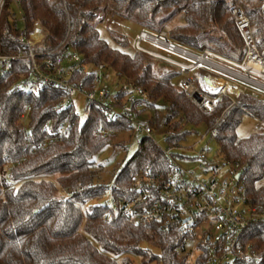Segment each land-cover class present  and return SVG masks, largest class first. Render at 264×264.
<instances>
[{
    "label": "trees",
    "instance_id": "obj_1",
    "mask_svg": "<svg viewBox=\"0 0 264 264\" xmlns=\"http://www.w3.org/2000/svg\"><path fill=\"white\" fill-rule=\"evenodd\" d=\"M234 2L15 0L25 29H13L16 14L6 3L0 27V53H20L21 49L8 40V34L28 37L35 25L41 24L48 36L36 52L74 51L82 56L86 66L104 65L117 70L118 78L123 80L117 91L119 101L125 100L129 85L141 87L149 102L142 108L134 105L133 113L139 119L146 110L152 111L149 123L155 129L165 130L166 147H182L189 128L205 125L223 161L244 168L241 179L246 187V202L264 209V132L245 139L237 137L246 115L264 120V101L251 94H243L235 103L229 96H217L215 108L207 113L178 86L185 76L182 69L136 48L131 49L133 53L127 52L128 36L114 27H102L108 11L114 19L155 35L164 31L168 22L181 17L182 24L165 30L170 41L194 53L211 50L241 61L244 42L229 11ZM241 3L264 57L263 3ZM183 10L187 14H182ZM102 31L109 40L103 38ZM45 36L40 27L33 34L36 41ZM31 71L30 60H15L12 73L0 76V264H119L114 257H122L123 264H131L129 255L141 257L144 264H186L180 253L185 235L116 217L99 203L110 183L99 182L103 167L97 164L96 157L118 134L130 130V123L124 119L108 120V111L96 106L85 108L88 117L81 124L75 107H58L66 97L64 91L53 87L39 91L37 87L19 85L31 77ZM201 72L199 69L198 76ZM216 80L223 85L222 92L240 95L233 94L230 81ZM71 81L92 91L96 73L78 70ZM65 123L68 136L43 147L42 143L55 138ZM101 124L114 133L98 135ZM176 157L179 161L184 159L177 152ZM166 166L160 146L144 137L135 156L112 182L129 190L132 180L148 167ZM245 243L252 247L259 261L237 264H264V225H252L246 232ZM154 248L159 255L152 254ZM198 264H206V257H201Z\"/></svg>",
    "mask_w": 264,
    "mask_h": 264
},
{
    "label": "built area",
    "instance_id": "obj_2",
    "mask_svg": "<svg viewBox=\"0 0 264 264\" xmlns=\"http://www.w3.org/2000/svg\"><path fill=\"white\" fill-rule=\"evenodd\" d=\"M7 1L0 0V27ZM261 1L264 20V0ZM229 11L244 42L241 61L232 60L211 50L194 53L170 41L165 30L157 35L140 31L135 42L137 50L182 69L185 76L178 86L207 113H211L215 108L217 96H229L235 103L241 95L251 94L264 101V57L259 52L251 21L244 11L241 0H235ZM182 13L187 14V11L183 10ZM13 19V29L17 30L19 23L16 15ZM21 20L24 21V18L22 17ZM114 24L115 19L112 16L103 18L104 30L114 27ZM36 31L35 27V31L28 37L8 34V40L16 44L21 52L9 56L0 53V76L6 77L12 73L15 60H30L31 77L19 83L20 86L37 87L39 91L46 87L64 91L66 97L58 105L61 109L76 108L75 96H80L84 98L85 108L91 109L96 106L103 108L108 111V120L124 119L139 136L153 140L154 128L150 123L139 122L133 113L134 105L137 104L142 108L149 102L148 94L141 87L129 85L126 89V98L122 102L118 100V90L112 92L107 87L99 88L101 84L99 74H96V83L92 91H88L82 84L72 83L73 74L78 70L90 72L89 66H86L82 56L74 51L36 52L35 49L41 47L47 38L45 36L42 40L36 41L33 38ZM143 42L159 46L167 53L164 55L147 50L143 47ZM171 54H176L190 62L178 61ZM97 68L100 71L106 70L104 65ZM199 68L234 80L239 87L241 86V94L232 97L230 93L212 94L205 88L204 91L199 90L194 78L189 75L194 74L195 79L201 84L202 81L198 76ZM22 118L25 119L24 116ZM256 121L257 130L264 132V120ZM113 133L106 130L102 124L97 130V134L103 136ZM55 136L44 141L42 146L46 147L48 143L58 138L67 137L68 125L66 123L61 125ZM166 140L167 136L164 142ZM157 145L165 154L167 166L148 167L132 180L129 190H122L115 182L110 183L102 205L116 217H124L134 223L153 224L161 231L179 232L185 235L186 239L180 253L186 258V264H198L203 256L206 257V264L259 261L252 247L245 243V235L252 225H264V209L251 207L246 202V187L241 179L244 168L239 164L224 162L223 166L229 167L230 172L227 178L220 180V165L211 161L206 151L203 150L195 158H191L188 150L182 147ZM176 152L184 157L183 161H195L197 163L195 168H183L179 164ZM238 175H240L239 179H237Z\"/></svg>",
    "mask_w": 264,
    "mask_h": 264
},
{
    "label": "rangeland",
    "instance_id": "obj_3",
    "mask_svg": "<svg viewBox=\"0 0 264 264\" xmlns=\"http://www.w3.org/2000/svg\"><path fill=\"white\" fill-rule=\"evenodd\" d=\"M7 7L9 9H11L13 14H16L18 23H19V27L20 29L23 31L25 29L24 23L21 20L22 19V15H21V11L19 9V7L16 5L15 0H8L7 2ZM183 14V13H182ZM102 13L99 14V17H102ZM111 16V12L108 11L107 14L105 15V17ZM183 23V19L180 18H175L172 21L168 22L166 25V29L165 30H171L174 27H176L179 24ZM114 28L116 29V31L118 33H123L125 35L128 36L130 43H129V48L126 50L129 53H133L134 51L131 50L132 48L135 49V42L138 39V35L139 32L141 31L138 27H135L131 24L122 22V19L119 18H115V24H114ZM40 27L41 29H43L46 34H48V31L42 27L41 24H36L35 27ZM120 26V27H117ZM35 31V28H34ZM33 31V32H34ZM102 36L104 39L109 40L108 35L106 32L102 31ZM41 34V31L38 35ZM48 36V35H47ZM143 47L147 50H150L154 53H160V54H166L167 52L160 48L159 46H154L148 42H143ZM171 56L181 62L184 63H189L190 61L187 59H184L176 54H171ZM222 62L220 61L219 64H221ZM200 70H202V72H207V73H211L215 78L218 79H225L230 81L229 79L220 76L218 74H215L211 71H208L204 68H199ZM89 70H93L94 72H96V74H99L101 77V84L99 86V88H103V87H107L109 88L112 92L115 91H119L122 86H123V80L118 78L119 72L117 70H112V69H106L104 71H100L98 68L95 67H89ZM195 75L197 76V71H195ZM239 72V71H238ZM190 76H192L195 80V85L199 90L203 91L205 90L204 87L202 86V84H199L198 81L195 79L196 77L194 76V74H189ZM184 78V77H183ZM182 78V79H183ZM188 78V77H187ZM190 78V77H189ZM253 78L257 79V80H261L255 76H253ZM234 81V80H233ZM231 79V82H233ZM263 81V80H261ZM235 82V81H234ZM201 83V82H200ZM240 84V83H239ZM241 89V86H240ZM236 92L238 93V91L236 90ZM212 94H216L215 92H212ZM242 96V95H241ZM232 97H234L232 95ZM75 106H76V111L77 114L80 117V121L81 124H84L88 115L85 111V101L84 98H81L80 96H75ZM161 112V110H160ZM163 114V113H161ZM152 115V111L151 110H146L145 114L141 117V118H137L139 122L147 124L149 123V118ZM153 127V126H152ZM154 128V127H153ZM155 134L153 135V140L161 145V146H165L164 140H165V130L162 128L159 129H155ZM189 132L190 134L187 136L186 140L182 143V148L188 150L189 156L191 158H195L196 155H198L201 151H206L210 160L213 161L215 164L220 165V174H219V179L220 180H224L225 178L228 177V173L230 172V168L229 167H224V161L221 158L216 142L213 138H211L208 134V129L205 125H200L198 127L195 128H189ZM257 121L250 116H245L243 118V122L242 124L238 127L237 129V137L239 139H245L247 137H249L250 135L257 133ZM144 139V136H139L133 128H131L130 130L118 134L114 140L112 141V143L110 145H108L99 156L96 157V162L98 165H101L103 167V172L102 175L100 177V181L102 184L104 185H108L109 183H111L114 179V177L120 173V171H122L127 163L135 156L136 152L139 149L140 146V142ZM179 164L186 169H194L195 168V164H197L195 161H179ZM103 200H101L102 203ZM98 203V204H99ZM153 255H159L160 252L157 249H152L151 250ZM181 257L183 258L182 254ZM119 264H123V260L122 257H114ZM129 259L131 264H144L143 263V259L139 256H135V255H129ZM149 264H159L158 262H153V263H149Z\"/></svg>",
    "mask_w": 264,
    "mask_h": 264
},
{
    "label": "bare ground",
    "instance_id": "obj_4",
    "mask_svg": "<svg viewBox=\"0 0 264 264\" xmlns=\"http://www.w3.org/2000/svg\"><path fill=\"white\" fill-rule=\"evenodd\" d=\"M199 78L202 81V84L204 85V88L210 92H215L216 94L221 93L223 90V85L217 82L216 78L211 74L207 72H201L199 74ZM231 82V79H229ZM233 81V80H232ZM233 94L239 95L241 94V90L236 92L237 90V83L236 82H231Z\"/></svg>",
    "mask_w": 264,
    "mask_h": 264
},
{
    "label": "water",
    "instance_id": "obj_5",
    "mask_svg": "<svg viewBox=\"0 0 264 264\" xmlns=\"http://www.w3.org/2000/svg\"><path fill=\"white\" fill-rule=\"evenodd\" d=\"M196 98H197L198 102H200L198 96H196ZM239 178H240V175L237 176V179H239Z\"/></svg>",
    "mask_w": 264,
    "mask_h": 264
},
{
    "label": "crops",
    "instance_id": "obj_6",
    "mask_svg": "<svg viewBox=\"0 0 264 264\" xmlns=\"http://www.w3.org/2000/svg\"><path fill=\"white\" fill-rule=\"evenodd\" d=\"M36 28H38V26H37ZM47 35H48V34H46V37H47ZM201 84H202V83H201ZM202 86L204 87V85H203V84H202Z\"/></svg>",
    "mask_w": 264,
    "mask_h": 264
}]
</instances>
